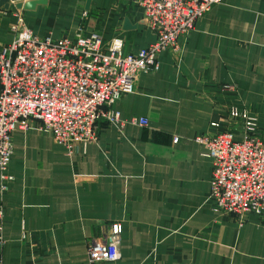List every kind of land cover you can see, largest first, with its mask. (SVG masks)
Returning <instances> with one entry per match:
<instances>
[{"label":"crops","instance_id":"1","mask_svg":"<svg viewBox=\"0 0 264 264\" xmlns=\"http://www.w3.org/2000/svg\"><path fill=\"white\" fill-rule=\"evenodd\" d=\"M29 1L10 0L11 10L0 11V49L17 25L40 37L121 38L126 53L156 41L132 0L17 8ZM231 105L256 115L264 139V0L214 6L179 57L161 53L159 69L117 101L125 125L101 126L86 149L57 144L36 122L15 132V179L0 190V264H264V215L240 224L213 210L214 162L195 141L226 128ZM115 222L123 227L121 259L90 263L89 245Z\"/></svg>","mask_w":264,"mask_h":264},{"label":"built area","instance_id":"2","mask_svg":"<svg viewBox=\"0 0 264 264\" xmlns=\"http://www.w3.org/2000/svg\"><path fill=\"white\" fill-rule=\"evenodd\" d=\"M132 1L156 36L153 44L137 53H126L123 39L105 43L98 33L54 38L40 37L21 25L13 27L14 40L0 49L2 193L15 179L10 174L15 132L28 131L36 122L57 144L74 150L99 140L102 119L124 126L115 109L117 101L136 91L142 74L159 69L161 53L179 57L198 21L224 0ZM132 123L146 127L149 120L134 118ZM195 141L214 162L209 196L213 210L236 217L240 224L252 213L264 215V139L256 115L231 105L226 128L198 135ZM3 230L0 207V242ZM122 232L120 222L112 223L104 238L89 245V262H118Z\"/></svg>","mask_w":264,"mask_h":264},{"label":"water","instance_id":"3","mask_svg":"<svg viewBox=\"0 0 264 264\" xmlns=\"http://www.w3.org/2000/svg\"><path fill=\"white\" fill-rule=\"evenodd\" d=\"M45 3L44 0H30L26 4H18L17 8L30 10L34 9L37 4ZM90 4V0H88V5ZM11 10V2L10 0H0V11H10Z\"/></svg>","mask_w":264,"mask_h":264},{"label":"rangeland","instance_id":"4","mask_svg":"<svg viewBox=\"0 0 264 264\" xmlns=\"http://www.w3.org/2000/svg\"><path fill=\"white\" fill-rule=\"evenodd\" d=\"M99 123L101 124H99L100 125V127L102 126H106V124H109L108 122H106V121H104L103 119L101 120V121H99Z\"/></svg>","mask_w":264,"mask_h":264}]
</instances>
